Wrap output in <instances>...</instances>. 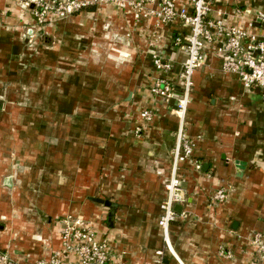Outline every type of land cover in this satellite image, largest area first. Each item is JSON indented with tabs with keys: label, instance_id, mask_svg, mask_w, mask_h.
Listing matches in <instances>:
<instances>
[{
	"label": "crops",
	"instance_id": "obj_1",
	"mask_svg": "<svg viewBox=\"0 0 264 264\" xmlns=\"http://www.w3.org/2000/svg\"><path fill=\"white\" fill-rule=\"evenodd\" d=\"M209 1L213 17L254 21L252 31L264 35L256 19L264 0ZM46 30L44 39L32 5L0 0V101L31 103L29 112L12 111L29 126H0V248L18 264L56 256L79 264L62 241V218L72 214L92 224L124 264H251L247 236L264 233L263 90L225 73L214 52L195 72L186 130L202 169L181 167L187 201L170 225L173 253L158 220L179 119L173 101L150 92L152 50L179 66L185 56L174 39L188 26L136 24L113 1L98 0ZM146 108L154 119L138 136ZM220 187L229 197L212 206ZM223 247L233 257L222 256Z\"/></svg>",
	"mask_w": 264,
	"mask_h": 264
},
{
	"label": "built area",
	"instance_id": "obj_2",
	"mask_svg": "<svg viewBox=\"0 0 264 264\" xmlns=\"http://www.w3.org/2000/svg\"><path fill=\"white\" fill-rule=\"evenodd\" d=\"M98 0H24L32 5L36 24L41 27L55 19H63L94 5ZM120 9L131 14L135 23L151 22L163 28L174 21H181L189 31L176 34L174 44L183 52L185 59L178 66L172 58H167L160 48L152 50V62L156 74L150 86L155 99L174 102V112L179 119L176 141L171 151L170 175L165 182L166 195L161 202L158 224L162 230L169 251L173 248L169 241L170 225L177 218L176 207L187 201L184 187L185 177L180 174L182 165L189 162L201 171L202 165L193 160L197 140L187 134V113L192 100L195 72L207 61L208 54L214 52L223 57L221 69L225 73L237 75L244 87L261 88L264 101V35L252 31L254 21L230 25L222 15L212 16L209 0H111ZM257 21L264 24V12L257 13ZM155 47V43H151ZM140 123L134 132L141 134L154 119L152 109L140 112ZM229 190L218 188L211 196L210 205L216 206L227 200ZM62 241L64 252H74L79 264H124L119 258L114 260L107 239L100 238L95 227L85 224L80 217L67 215L62 218ZM254 248L255 258L251 264H264V233L253 232L247 236ZM174 253V252H173ZM161 255L162 251L159 250ZM220 254L233 257V251L222 248ZM0 264H18L0 248ZM35 264H60L58 256L49 261L38 260Z\"/></svg>",
	"mask_w": 264,
	"mask_h": 264
},
{
	"label": "rangeland",
	"instance_id": "obj_3",
	"mask_svg": "<svg viewBox=\"0 0 264 264\" xmlns=\"http://www.w3.org/2000/svg\"><path fill=\"white\" fill-rule=\"evenodd\" d=\"M38 25V24H37ZM49 24H47L46 26H44V27H41V26H39V27H41V29H42V34L44 35L43 36V38L45 39V36H47V30H46V27L48 26ZM35 42V39H31V38H29L28 40H27V44L29 45V46H31L33 43ZM43 42H44V44H45V41L43 40ZM27 89V91L29 90V87L28 88H26ZM22 90H25L24 88H22ZM31 107V103L30 102H16V103H5L4 101H0V111H2L3 112V114L4 113H7V115H8V117L7 118H4L2 115H0V126H2V127H9V126H14V127H19L20 125L21 126H23V127H25V126H29L30 125V119L29 118H22L21 120L20 119H18V117H14L12 114H13V112L15 111H17V110H20V109H23V112L25 111V112H29L30 111V108ZM13 111V112H12ZM12 112V113H11ZM2 114V113H1ZM13 116V117H9V116H11V115ZM16 123H18V124H16ZM10 128V127H9ZM138 136H142V133L141 134H137ZM7 137H9L8 136V134H7ZM6 185H7V187H12V184H13V178H12V176L10 175V174H8L7 176H6V180H5V182H4ZM68 215H72V214H68ZM73 216V215H72ZM7 251V250H6Z\"/></svg>",
	"mask_w": 264,
	"mask_h": 264
},
{
	"label": "water",
	"instance_id": "obj_4",
	"mask_svg": "<svg viewBox=\"0 0 264 264\" xmlns=\"http://www.w3.org/2000/svg\"><path fill=\"white\" fill-rule=\"evenodd\" d=\"M106 203L108 204V205H110V201H106ZM180 205H178L176 208H178Z\"/></svg>",
	"mask_w": 264,
	"mask_h": 264
}]
</instances>
